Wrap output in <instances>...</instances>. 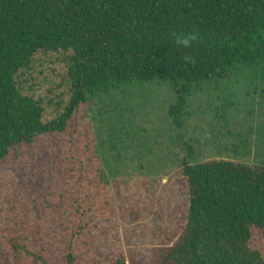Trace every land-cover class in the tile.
Masks as SVG:
<instances>
[{
	"label": "trees",
	"instance_id": "trees-1",
	"mask_svg": "<svg viewBox=\"0 0 264 264\" xmlns=\"http://www.w3.org/2000/svg\"><path fill=\"white\" fill-rule=\"evenodd\" d=\"M257 64L264 66V0H0V163L14 145L62 133L73 120L71 151L64 152L77 186L56 190L61 212L114 217L89 99L154 79L189 92ZM186 157L188 218L162 250V263L264 264L250 246L253 229L264 231V163L191 165ZM21 190L0 213V242L14 264H51L45 251L55 212L28 187ZM54 247L65 248L55 263L76 264L72 239ZM114 264L126 262L120 256Z\"/></svg>",
	"mask_w": 264,
	"mask_h": 264
},
{
	"label": "rangeland",
	"instance_id": "rangeland-1",
	"mask_svg": "<svg viewBox=\"0 0 264 264\" xmlns=\"http://www.w3.org/2000/svg\"><path fill=\"white\" fill-rule=\"evenodd\" d=\"M180 87L155 79L122 83L89 99L114 217L77 218L61 212L56 190L72 192L77 186L76 170L74 182L69 172L74 163L64 152L71 151L73 120L62 133L10 149L0 163V213L23 187L46 199L55 212L45 251L51 264L63 258L65 248L54 247L60 238L73 240L76 264H114L120 256L126 264H163L162 250L178 240L188 218L183 158L191 165L214 159L264 163L263 64L193 85L189 92L178 91ZM59 219L63 227H57ZM250 246L264 255V231L253 229ZM0 264H14L1 242Z\"/></svg>",
	"mask_w": 264,
	"mask_h": 264
}]
</instances>
